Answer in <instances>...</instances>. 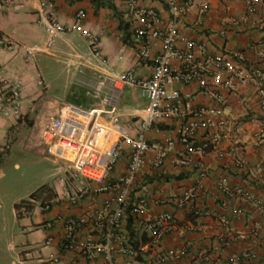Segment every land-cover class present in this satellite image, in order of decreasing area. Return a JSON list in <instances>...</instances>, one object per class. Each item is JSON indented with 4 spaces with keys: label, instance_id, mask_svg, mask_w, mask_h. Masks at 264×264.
Wrapping results in <instances>:
<instances>
[{
    "label": "crops",
    "instance_id": "1",
    "mask_svg": "<svg viewBox=\"0 0 264 264\" xmlns=\"http://www.w3.org/2000/svg\"><path fill=\"white\" fill-rule=\"evenodd\" d=\"M129 0H0V36L6 37L18 48L9 51L0 47V94L3 81L22 82L21 116H4L0 111V167L25 153L44 157L49 146L43 140V132L51 117L59 115L66 107L78 106L85 110L102 107V98L110 95L107 81L115 74L132 70L137 78L152 75V62L136 64V52L141 40L134 36L135 24L129 18ZM140 6L154 9L164 18L167 9L158 0H133ZM53 6L56 20L71 26L78 12L84 13L80 26L99 38L102 55L114 68L94 61L85 65L80 53L89 43L78 31L57 36L53 45L45 49L47 34L44 30L43 3ZM206 7V9H204ZM229 18L237 21L233 25ZM180 34L204 44L206 52L213 57L239 54L247 66L257 65L264 70L261 46L264 43V4L254 13L247 8V0H192L190 12L179 24ZM22 47H36L39 51L32 61L25 59ZM121 46L126 48L123 60L116 54ZM161 43L152 47L155 57ZM177 60L172 68H178ZM40 76L43 86L37 85ZM104 82V86L101 83ZM183 96H190L195 107H222L225 125L219 130H208L196 134V143L218 142L214 150L198 158L208 177L203 180L202 190L195 191L198 168H181L167 163L161 169L146 170L143 178L134 187L130 203L148 188V216L127 222L129 210L116 229L119 235L127 236L136 248L138 264H151L169 251H182L183 257L176 262L163 264H264V212L253 202L233 199L224 195L216 186L226 178L230 187L251 191L264 206V111L258 99V88L253 85H236L240 102L226 88L213 89L203 94L198 83L173 84ZM95 94H97L95 96ZM119 122L124 131L135 135L140 119L147 107V100L140 92L124 87L118 99ZM48 123L41 131L42 125ZM108 122V121H106ZM177 123H158L147 139L153 143L166 138L177 140ZM212 148V147H211ZM182 148L177 145L170 158L180 156ZM17 155V156H15ZM49 158H51L49 156ZM241 163L242 167L237 165ZM16 168L17 163H13ZM127 167V156L123 154L115 170L122 174ZM55 184L49 188L53 193ZM185 198V193L191 192ZM44 196L45 192H39ZM183 199L179 205L174 198ZM106 196L96 200L86 199L73 209V218L101 208ZM34 199H29L28 210L15 206L28 203L22 200L14 205V215L21 224L22 234L16 236V261L12 264H53L50 256L59 255L63 264H102L101 256L85 260L74 252L62 251L55 243L50 247L43 242L48 237L41 224L44 217ZM22 202V203H21ZM95 203V204H94ZM30 205V206H29ZM241 209L238 217L234 211ZM59 209H54L56 213ZM162 213H170L176 219L175 228L165 234L161 241H152L144 227L146 219H154ZM107 230L92 225L82 235L95 243L106 241ZM27 235V238L24 237ZM30 242V245H29ZM27 244V245H26ZM117 264H128L127 253L116 251Z\"/></svg>",
    "mask_w": 264,
    "mask_h": 264
},
{
    "label": "built area",
    "instance_id": "2",
    "mask_svg": "<svg viewBox=\"0 0 264 264\" xmlns=\"http://www.w3.org/2000/svg\"><path fill=\"white\" fill-rule=\"evenodd\" d=\"M158 1L167 9V18L133 0L127 2L129 18L135 24L134 36L141 40L136 52V64L152 62V75L137 78L132 70L115 74L107 81L111 93L102 98L101 108L85 110L78 106L66 107L59 115L51 117L44 129L42 136L49 146L50 157L62 162L56 168V183L52 195L44 198L37 206L44 215L41 224L49 232L43 242L46 247L56 243L62 251L77 253L85 260L98 255L102 258V264H117L114 254L118 250L129 255L128 264H138L137 251L129 243L127 236H121L115 231L127 209L135 219L148 216V188L129 202L134 187L146 170L161 169L167 163L181 168L197 167L195 191L202 190L203 180L208 174L200 166L198 158L214 150L219 137L213 143L197 144L196 134L221 129L225 125L224 109L217 106L195 107L190 96H183L179 90L171 89V85L198 83L203 94L223 87L238 102L240 96L236 85H253L259 90L258 99L264 111V70L257 65H245L243 56L239 54L234 57L210 56L204 44L183 37L179 32V24L190 12L192 0ZM260 4H264V0H247V8L251 13ZM42 9L47 34L45 49L53 45L57 36L78 31L89 43L88 48L80 53L82 62L88 65L97 61L110 69L114 68L112 62L102 55L98 36L80 26L79 22L84 18L83 12L76 14V20L71 26H64L56 20L51 4L44 2ZM229 22L238 24L232 18H229ZM156 42L161 43V50L153 57L151 52ZM0 47L9 51L18 48L3 36H0ZM21 49L28 61H32L39 51L36 47L25 46ZM125 54L126 48L121 46L116 54L117 60H123ZM260 54L264 59V43ZM173 60H177L180 67L172 68ZM37 85L43 86L40 76L37 77ZM101 86H104V82ZM2 87L0 111L4 116L19 118L22 82L4 80ZM124 87L138 90L147 100L144 114L138 117L140 121L135 135L127 134L119 122L117 102ZM169 121L177 123V140L166 138L162 142L153 143L147 139L148 133L153 131L156 124ZM177 145L181 146L182 154L170 158ZM123 154L127 156V167L122 174L116 176L115 170ZM237 166L242 167V164ZM216 186L224 195L253 202L264 212L263 204L251 191L230 187L226 178L219 179ZM193 192L194 189L185 193V198ZM98 196H106L101 208L77 218L72 217L73 209L82 201H94ZM174 199L179 205L183 203V199ZM55 208L59 211L53 213ZM234 214L240 217L243 211L237 209ZM89 225L107 230L104 243H95L92 238L82 235ZM175 226L176 219L170 213H162L144 222V227L154 242L161 241ZM183 255L182 251H169L151 264L176 262ZM49 261L63 264L59 255L50 256Z\"/></svg>",
    "mask_w": 264,
    "mask_h": 264
},
{
    "label": "rangeland",
    "instance_id": "3",
    "mask_svg": "<svg viewBox=\"0 0 264 264\" xmlns=\"http://www.w3.org/2000/svg\"><path fill=\"white\" fill-rule=\"evenodd\" d=\"M47 123L48 119L41 131ZM49 156V150L44 157L25 153L0 167V264H12V260L16 261L17 252L13 246L16 245V236L22 234L23 230L15 218L14 205L28 200V203L19 207V212L21 208L27 212L31 208L27 204H32L29 199H34L33 206H38L44 198L52 195L48 189L56 183V168L62 162ZM13 163H17L19 167L16 168ZM41 191L45 192L44 196L37 195ZM33 194L35 195L31 197ZM24 237L27 238V235Z\"/></svg>",
    "mask_w": 264,
    "mask_h": 264
},
{
    "label": "trees",
    "instance_id": "4",
    "mask_svg": "<svg viewBox=\"0 0 264 264\" xmlns=\"http://www.w3.org/2000/svg\"><path fill=\"white\" fill-rule=\"evenodd\" d=\"M20 119V118H19ZM36 194V193H35ZM35 194H33V195H31V197H33ZM22 203V202H21ZM20 207V204L18 205V206H15V208H19ZM129 213V212H128ZM132 219H135V218H133L130 214L127 216V222L128 223H130V222H132ZM129 243H130V240H129ZM131 244V243H130ZM133 245V244H132ZM135 250H136V248L135 247H133Z\"/></svg>",
    "mask_w": 264,
    "mask_h": 264
}]
</instances>
